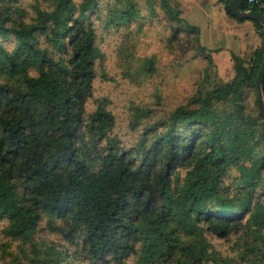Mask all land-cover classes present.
<instances>
[{
    "label": "trees",
    "instance_id": "obj_1",
    "mask_svg": "<svg viewBox=\"0 0 264 264\" xmlns=\"http://www.w3.org/2000/svg\"><path fill=\"white\" fill-rule=\"evenodd\" d=\"M30 3L0 0V235L3 249L18 248L10 263L264 264V118L254 85L262 46L248 64L232 56L224 81L201 82L188 105L132 116L121 135L106 99L90 114L86 105L99 31L124 28V52L136 3ZM160 4L175 25L169 43L184 34L196 44L199 30ZM241 10L264 14V0ZM261 92L264 102V80ZM43 224L61 243L37 237ZM232 232L242 242L217 251L211 238Z\"/></svg>",
    "mask_w": 264,
    "mask_h": 264
},
{
    "label": "rangeland",
    "instance_id": "obj_2",
    "mask_svg": "<svg viewBox=\"0 0 264 264\" xmlns=\"http://www.w3.org/2000/svg\"><path fill=\"white\" fill-rule=\"evenodd\" d=\"M163 1L133 0L139 18L128 25L131 34L122 53L119 46L124 41L121 38L124 28L120 36L114 29L110 33L99 31L98 45L102 56L86 111L92 113L97 101L106 99L107 109L116 119L115 132L121 135L129 133L128 125L135 121L132 116L136 119L137 115L140 121L145 111L150 110L156 117L188 105L201 82L207 79L212 83L224 81L232 56L248 64L253 51L262 46L263 30L257 29L251 21H238L227 15L224 0H165L171 12L179 11L184 23L199 30L196 44L191 35L182 34L180 43L173 45L168 38L175 25L167 22L160 4ZM30 2L25 0L29 5ZM197 42L205 49V54L196 49ZM148 61H152L151 67ZM248 101L252 107L253 93L249 94ZM231 176L240 179L236 171ZM262 194L259 200L264 203V191ZM42 226L37 237L61 243L44 224ZM242 235L232 232L226 239L211 238V242L217 251L231 254L235 245L242 242ZM4 242L0 235V264H11L8 253H17L18 248L11 244L9 249H3ZM77 264L90 263L80 261Z\"/></svg>",
    "mask_w": 264,
    "mask_h": 264
},
{
    "label": "water",
    "instance_id": "obj_3",
    "mask_svg": "<svg viewBox=\"0 0 264 264\" xmlns=\"http://www.w3.org/2000/svg\"><path fill=\"white\" fill-rule=\"evenodd\" d=\"M245 0H230L227 5V9L229 14L238 21H253L258 23L264 29V14L261 12H254V11H242L241 5ZM264 80V37L262 41V61L258 73L256 75L254 85L257 91V104H258V111L261 116L264 118V102L263 96L261 92V85Z\"/></svg>",
    "mask_w": 264,
    "mask_h": 264
},
{
    "label": "built area",
    "instance_id": "obj_4",
    "mask_svg": "<svg viewBox=\"0 0 264 264\" xmlns=\"http://www.w3.org/2000/svg\"><path fill=\"white\" fill-rule=\"evenodd\" d=\"M249 2H252V0H249Z\"/></svg>",
    "mask_w": 264,
    "mask_h": 264
}]
</instances>
